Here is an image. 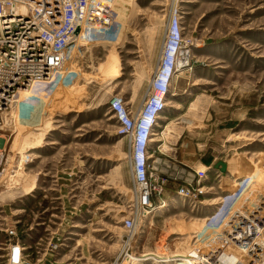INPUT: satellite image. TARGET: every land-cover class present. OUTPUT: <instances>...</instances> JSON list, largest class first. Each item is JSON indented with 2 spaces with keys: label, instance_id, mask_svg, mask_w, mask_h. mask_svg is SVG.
Returning a JSON list of instances; mask_svg holds the SVG:
<instances>
[{
  "label": "rangeland",
  "instance_id": "rangeland-1",
  "mask_svg": "<svg viewBox=\"0 0 264 264\" xmlns=\"http://www.w3.org/2000/svg\"><path fill=\"white\" fill-rule=\"evenodd\" d=\"M97 4L109 6L106 21L75 20L64 48L61 63L79 72L58 79L56 68L49 81L23 73L0 101V264L17 240L28 264H122L145 252L188 250L212 251L209 264H264V226L254 234L249 217L256 209L253 218L264 222V0H80L74 6L87 12ZM105 5L94 13L106 12ZM47 7L4 0L1 21L14 28L18 20H7L12 10L29 13L43 39L55 27L37 20ZM87 25L94 33L84 45L77 37ZM177 37L191 52L185 77L169 82L147 149L160 175L151 201L178 199L183 193L176 191L197 170L202 175L204 165L222 162L225 170H210L190 198L184 193L182 205L155 213L148 225L143 210L131 206L130 145L118 142L123 134L109 107L118 98L137 113L151 101L152 76ZM6 38L0 37L1 71L15 61L38 62L29 54L14 58L15 42ZM46 127L45 137H35ZM35 142L38 149L25 151ZM132 216L139 225L131 233L123 222ZM17 219L18 239H7L5 228Z\"/></svg>",
  "mask_w": 264,
  "mask_h": 264
},
{
  "label": "built area",
  "instance_id": "built-area-1",
  "mask_svg": "<svg viewBox=\"0 0 264 264\" xmlns=\"http://www.w3.org/2000/svg\"><path fill=\"white\" fill-rule=\"evenodd\" d=\"M21 3H34V5H37V3H41L42 5L48 4V11L45 15L42 16L43 11L40 13V16H37V20L40 21L39 24L43 23L45 28H48L50 26H55L53 29V32H47L46 36H44L43 39L39 37L38 44H35L33 50L34 53H26L30 56H34L37 58L40 55L50 54L53 56V58L56 57L60 53L61 50H63L66 45L70 43L72 40L73 35L75 34L74 28L78 27V24H75V20H82L83 18H86L87 23L92 24L96 22H105L107 15L109 14V6L105 4H97L90 8L87 12L83 11L82 7L80 6L77 8L74 6V3L80 2V0H74V3H72V0H66L67 1V8L65 6H61L59 3V0H45V3H43L40 0L37 1H28L23 2V0H18ZM65 1V0H62ZM105 5L106 12L103 13H94L93 8L97 6ZM4 6V0H0V9H3ZM24 7V6H23ZM25 9V8H24ZM100 10V9H99ZM13 11V10H12ZM25 12L24 14L21 13L24 17H27L25 21H18L19 24L17 27L5 29L2 33H0V37L2 35H6V39H10L9 41L16 42L22 38H30L32 42H36L38 39H31L35 33L38 31V35L40 36L42 34V28H36L34 30V25H37V21L33 19V17L29 13ZM1 19V16H0ZM8 20V19H7ZM9 22V21H8ZM29 22V23H26ZM10 25V24H9ZM24 31V32H22ZM23 33V35H21ZM173 34V33H172ZM179 32H177L178 36ZM3 39V38H1ZM52 41V42H51ZM179 38L177 37L175 40V43L172 45L173 47L169 48L168 51L176 49V45L179 43ZM41 43L44 44L45 47H49L48 50L44 52H40L37 49V45ZM58 44L59 47H52L53 43ZM16 46H14L15 49ZM53 48V49H52ZM14 49H12L14 51ZM167 51V53H168ZM166 53V54H167ZM14 55V53L12 52ZM24 55V54H23ZM22 55V56H23ZM21 56V57H22ZM20 58V57H19ZM164 58L163 66L161 65L160 69H158V75H160V72H163L165 74L164 79L166 80L168 77L169 70L172 66V59L166 60V56L162 57ZM45 59V58H44ZM56 59V58H55ZM36 62V61H32ZM58 63V61H53L51 59L50 61V67H53ZM163 67V68H162ZM162 68V69H161ZM1 71V70H0ZM46 71H43V74H45ZM48 73V72H47ZM156 75V76H158ZM44 76V75H42ZM157 78V77H156ZM159 83V81H157ZM161 82V81H160ZM0 80V84H1ZM166 81L163 83V88ZM155 90V89H154ZM156 94H157V90ZM156 94L152 97L151 101H146L144 105H142L140 110L137 113H133L130 109H128L124 103L118 99L115 98L110 103L109 111L113 112V116L117 119L119 122V132L124 134V136H128V139H126V142L130 145V155H129V161L128 165L130 168V174H131V184L133 189V202L131 203V206L135 204L137 207L141 208L143 210V214L149 209H151L152 204L155 202L151 201L152 194L154 192H157L158 188L157 183L160 180V175L157 172V169L154 167L153 163L149 162V155L147 149L149 148L150 144L145 145V137L146 133L148 132V121L152 119V116L154 114L155 110L163 109L162 108L160 100L155 101ZM163 112L161 114H163ZM158 121V120H157ZM156 121V122H157ZM140 125H143V130L140 129ZM154 132V130L152 129ZM151 131V132H152ZM156 147L155 149H157ZM155 152V150H153ZM200 175L198 173V170L194 172L192 177L189 180H186L184 182V185L182 184L181 188L178 189L176 192L185 193L189 198L190 194H192V190L194 187H199L201 183H197V177ZM152 179H154V182H152ZM200 189H198V192ZM175 192V193H176ZM261 208V207H260ZM253 212H249L250 217V229L253 231L254 234H258L261 231L262 226H264L263 220H259L258 218H253V214L256 209H253ZM19 221V219L14 220L13 224L11 226H7L5 228V233L7 236V239H18L16 236L15 226ZM263 222V223H262ZM38 224H43V221H40ZM139 225L138 218L131 217L128 219H125L123 222V226L130 231L131 233L135 231L136 227ZM15 237V238H14ZM261 237V234L258 235V238ZM247 240V239H245ZM254 240V239H253ZM248 241V240H247ZM258 244L256 241H253V245L257 247ZM256 247L254 250H256ZM23 250L24 248L22 245L18 243V240L15 241V243L9 242L8 247L6 248V253L4 254L6 264H28L27 261L23 259ZM251 250L249 252L250 256ZM257 253V250L254 254L251 253V255H255ZM255 257V256H254ZM211 264H224L219 259H216Z\"/></svg>",
  "mask_w": 264,
  "mask_h": 264
},
{
  "label": "bare ground",
  "instance_id": "bare-ground-1",
  "mask_svg": "<svg viewBox=\"0 0 264 264\" xmlns=\"http://www.w3.org/2000/svg\"><path fill=\"white\" fill-rule=\"evenodd\" d=\"M24 1L28 2V1H34V0H23V2ZM43 3H45V2H43ZM93 10H94V8H93ZM13 11H12V14L10 16H7L9 23L17 22V20L18 21H25L27 19V17L23 18V15H21V13L19 15H17L16 12L15 11L13 12ZM26 23H29V22H26ZM9 28H11V25L3 24L1 19H0V33H2L5 29H9ZM93 33H94L93 28H89L87 25V27L85 26L82 29V31H80L77 38H79L78 40L82 44L85 43L84 45H86L87 39ZM38 34H39L38 32L35 33L34 36L31 38V39H33V38L38 39V40H36V42H32V40H30V38H22V39L18 40L16 42V45H15L16 47L13 51L14 58H19L23 54H26L28 52L34 53L33 48H34L35 44H38V42H39V36H37ZM178 42L179 43L176 45V49L170 50L166 54V60H169V62H170V60L172 59V66H171V69L169 70L167 79L165 80L164 79L165 74L163 72H160V75L152 76V80H151L152 88L157 90V94H156V97L154 99H155V101L160 100L162 108H164V106H165V102H164L165 98L169 95L167 93V87L169 86V82H171L175 79L184 78L185 77L184 73H186L185 68H183V65H185V61H186L185 58L190 54L191 51L189 50L188 45H185L186 43L184 44V41L182 39L179 38ZM0 44H1V40H0ZM64 57H66L65 49L61 50L60 53L58 55H56V57H55L56 59L53 58V56H51L50 54H45L44 56L40 55L38 57V59H39L38 62L35 64L21 63V62H17V61L13 62L11 68H9L8 70L0 71V80L2 82L0 84V101L5 99L4 94H6V92L10 88L9 86L13 83V81H15L16 77L23 74V73H30L33 76L31 78V80L33 79L34 81H41V80L49 81V79L54 77L52 75L51 71L53 69H56V68L58 69V71L56 72V78H58V79L59 78L65 79L66 77H69L71 75L78 73L79 72L78 67L70 66V65L68 66L67 64L61 63V60ZM51 59L54 62L58 61V63L56 65H54L55 63H53V65H54L53 67H50L51 66L50 65ZM162 66H163V63H162ZM47 70H48V72L50 71V73L43 74V71H47ZM18 71H19V73H17ZM153 73L154 72H152V74ZM15 74H16V76L13 78L12 76ZM42 75L46 76L47 79H43L44 76H42ZM7 78H10L11 83L8 81ZM31 80H30V82H31ZM157 81H159V83ZM165 81H166V83H165L164 88H163V83ZM30 87H31V83L28 84L27 89L21 90L20 93H22V95H26L28 93ZM82 89H84V88H82V87L79 88V90H82ZM172 95H175V93H172ZM197 101H198V98L194 99L193 103L197 102ZM162 112H163V109L155 110L154 114L152 116V119L150 121H148L149 122L148 123L149 128H148V132L146 133V137H145V145L150 144L151 141H153V140H151L152 133H153L152 129L154 130L153 127L156 126V121L158 119L162 118V115H161ZM110 113H111V111H110ZM182 115L177 117L176 119H181L183 117ZM112 118H115V116L112 115ZM49 129L50 128L46 127L45 129L39 130L38 132H36L35 137L39 138V140L42 139L48 133ZM140 129H142V132H144L143 130H145L143 128V125H140ZM120 137L121 138L118 140V142L119 141L120 142L126 141V139H128V136H124V134H123V136L120 135ZM39 146L40 145L36 142L33 145L28 144L26 146L27 149H25V151H28L31 149H36ZM20 153L23 155L24 151H22ZM21 154H20V156H21ZM22 157L23 156H21L17 162L18 169L21 171L23 169V163L22 162H23V158H24V157L23 158ZM215 167H216L215 164H211V165L209 164V165L202 166L200 168L202 175H199L197 177L196 182L200 183L202 181V179L204 178V176L206 175V173H208L212 169H215ZM12 177H13V175L9 176V180ZM177 195H180V197L178 199H176L175 201L172 199L170 200V199L162 198L157 203L152 204L151 209L145 212L146 213L145 215L148 216L147 224L148 225L152 224V222H153L152 218H153V216H155V213H163V211H167L170 208L172 209L175 206L182 205L185 202V197L187 198V196H185L184 193H183V195H181V194H177ZM174 204H176V205L174 206ZM144 222H145V220H144ZM182 248H183V246L181 247V249ZM213 255H215V254L212 251L200 253V252L195 251V250H188L187 252L186 251L185 252L170 251L166 255H162V254H159L156 252H145L144 254L139 255L138 257L125 258L122 261V264H144L145 261H151L152 264H159V263H164V264H209Z\"/></svg>",
  "mask_w": 264,
  "mask_h": 264
},
{
  "label": "water",
  "instance_id": "water-1",
  "mask_svg": "<svg viewBox=\"0 0 264 264\" xmlns=\"http://www.w3.org/2000/svg\"><path fill=\"white\" fill-rule=\"evenodd\" d=\"M215 166H216V167H219L220 171H222V172L225 170V164L222 163V162H217V163L215 164Z\"/></svg>",
  "mask_w": 264,
  "mask_h": 264
},
{
  "label": "crops",
  "instance_id": "crops-1",
  "mask_svg": "<svg viewBox=\"0 0 264 264\" xmlns=\"http://www.w3.org/2000/svg\"><path fill=\"white\" fill-rule=\"evenodd\" d=\"M48 132H49V131H48ZM47 134H48V133H47ZM47 134H46V135H47ZM46 135H45V136H46ZM45 136H44V137H45ZM39 147H40V146H39ZM39 147H37L36 149H38ZM36 149H31V150H36ZM31 150H28V151H31ZM30 188H31V190H32L34 187H33V186H30Z\"/></svg>",
  "mask_w": 264,
  "mask_h": 264
}]
</instances>
